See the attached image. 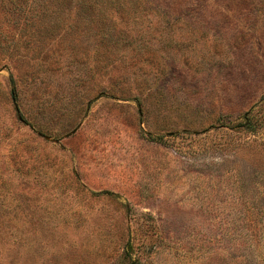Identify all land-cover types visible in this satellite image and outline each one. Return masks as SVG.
I'll list each match as a JSON object with an SVG mask.
<instances>
[{
	"label": "rangeland",
	"instance_id": "374dc122",
	"mask_svg": "<svg viewBox=\"0 0 264 264\" xmlns=\"http://www.w3.org/2000/svg\"><path fill=\"white\" fill-rule=\"evenodd\" d=\"M0 264H264V0H0Z\"/></svg>",
	"mask_w": 264,
	"mask_h": 264
}]
</instances>
